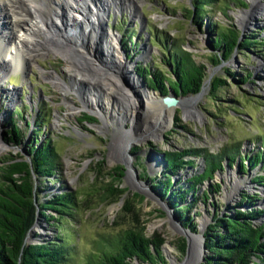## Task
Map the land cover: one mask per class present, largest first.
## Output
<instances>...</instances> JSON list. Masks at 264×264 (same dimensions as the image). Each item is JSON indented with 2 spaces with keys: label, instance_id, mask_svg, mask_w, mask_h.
<instances>
[{
  "label": "rangeland",
  "instance_id": "obj_1",
  "mask_svg": "<svg viewBox=\"0 0 264 264\" xmlns=\"http://www.w3.org/2000/svg\"><path fill=\"white\" fill-rule=\"evenodd\" d=\"M115 1L108 13L109 16L102 23L119 36L120 52L133 64L135 75L140 66L148 64L154 70V64L158 67L161 65V60L165 56L163 43L171 46L181 44L182 49L193 54L196 63L205 65L210 77L223 78L226 86L217 91V97L212 99L209 96V80L204 82L205 90L194 105L201 118L185 116L183 108L177 105L169 125L154 138L149 135L153 130L152 122L144 120L140 104L142 101L137 94L135 105L132 106L131 98L122 92L124 88L117 80L105 75L107 77L105 79L116 91L107 95L109 104L111 103L113 112L123 115V119L112 115L109 116L110 120H103L100 116L91 114L93 110L82 108L84 104L80 91L75 90L78 93L67 91L65 86H62L64 88L62 90L43 77L47 74H55L61 77L67 87L80 78L67 72V64L61 56L39 45L41 49L36 50L40 55L34 57L35 61L32 64L24 61L23 71L12 72L8 69V62H4L3 65L0 63V115L3 113L5 115L3 124L0 123V156L8 152L24 153L33 127L38 126H36L37 118L42 117V122L39 124L42 125L41 133L38 138L40 141L50 138L52 145L60 154L58 174L60 180L47 184V190L58 191V185L64 183V190L78 194L79 214L76 215L74 224L84 238V247H88L87 243L99 233L115 232L130 223L131 215L122 213V207L124 201L131 198V193L135 191L145 195V199L133 201L132 207L139 219L144 221L146 233L151 235L156 232L164 239L162 245L164 264H170L171 258L177 259L176 262L184 263L191 254L192 241L189 238V254L178 251L177 246L181 239L185 238L177 230L181 222L167 203L168 200H163L158 193L151 190L148 179L141 174L146 169V174L150 176H162L161 171L165 168L164 152L168 151L193 148L216 152L221 148L236 147L240 154L252 155L261 148L260 139L264 142V52L252 50L247 52V56L235 51L227 61L212 65L209 59L211 32L208 30V22L231 23L242 35L260 33L259 35L264 38V13L256 11L254 6V2L264 4V0H243L244 6H240L238 0H216L214 5L206 6L210 11L205 12L202 23L193 21V14L188 11L189 9L195 11L194 0ZM224 9L228 18L222 13ZM246 11L252 16L245 17L247 20L241 24L239 17L245 15ZM8 17L5 14L0 15V31L3 32L0 40L10 44L13 40L9 41L8 37L11 32L10 17ZM157 36L162 39L159 43L154 41V37L157 39ZM10 37L13 38L11 33ZM43 41L41 38L40 42ZM16 49H19L18 45ZM0 53L4 55L5 51L1 50ZM78 58L84 61L83 56L80 55ZM229 70L237 74L235 77L244 76L246 71H251L253 75L246 83L240 85L229 78ZM40 71L46 73L41 77ZM117 76L122 83L121 76ZM140 80L143 84L142 79ZM80 82V86L82 85L84 89L89 88L91 92L96 91L104 96L105 91L96 83ZM145 89L152 91L162 100L160 93L149 89L148 86ZM194 95L197 94L179 96L178 99ZM124 99L128 101L127 109L124 106ZM16 110L21 112L20 115L13 113ZM89 115L95 120L85 118ZM55 116H58L56 124L53 123ZM11 119L25 131L23 143L15 148L11 147L6 133L11 126ZM117 131L129 132L131 142L124 147L127 156L130 157L128 163L114 157V147L116 148L118 140L115 136ZM193 160L194 167L188 166L172 175L174 186L177 183L186 185L188 177L203 170L201 157ZM117 165L125 169L121 181H115L116 187L127 188L128 191L123 196H113L107 193L105 188L111 180V176L107 173L113 171ZM132 170L134 173L130 176ZM263 172L258 165L243 173L235 162L231 166L224 167L223 170L216 171L210 180L202 181L195 193L197 202L188 212L191 223L196 229L192 232L188 228L189 237L191 233L200 236L201 232L206 231L215 213L223 215L233 208L240 210L248 208V205L244 204L245 201H241L243 193L254 198L253 208L258 207L263 210L264 181L261 184L252 182L254 176ZM205 191L208 200L203 199ZM187 196V202H190L192 196L190 194ZM161 199L163 204L172 210L174 216L171 218L161 212L163 206L158 203ZM261 221L264 222V214L256 220L258 223ZM54 233L55 230L49 228L48 222L38 216L28 240L35 243L42 238L50 239ZM200 249L199 260L193 264H198L207 254L202 247Z\"/></svg>",
  "mask_w": 264,
  "mask_h": 264
},
{
  "label": "trees",
  "instance_id": "obj_2",
  "mask_svg": "<svg viewBox=\"0 0 264 264\" xmlns=\"http://www.w3.org/2000/svg\"><path fill=\"white\" fill-rule=\"evenodd\" d=\"M215 1L194 0L195 11L188 10L193 14V21L202 23L203 15L210 11L206 6L214 5ZM238 2L240 6H244L243 0ZM222 13L228 18L225 9ZM208 30L211 32L209 59L212 65L227 61L235 51L247 56V52L252 50L264 52V38L260 33L242 35L234 24L211 21L208 22ZM157 39L154 37V41L158 43L162 40L159 36ZM163 53L165 56L160 68L155 64L154 70L148 64L137 68V74L149 89L161 95L168 93V90H173L181 97L197 94L210 75L205 65L196 63L193 54L182 49L181 44L171 46L163 43ZM228 75L242 85L253 74L246 71L244 76L235 77L237 74L229 70ZM209 86V96L215 99L216 92L225 87L226 83L223 78L212 76L209 78ZM13 113L20 115L21 112L16 110ZM41 118H37L38 126L33 127L32 135L25 145L31 165L19 154L8 152L0 156V264H164V239L156 232L151 235L146 233L144 221L139 219L132 207L133 201L143 200L135 192L124 201L122 207V213L131 215L130 223L115 232L99 233L87 243L88 247H84V238L74 224L76 215L79 214L78 194L64 190V183L58 185L60 191L47 190V184L60 180V154L50 138L39 140ZM85 118L95 120L90 116ZM10 122L11 126L6 130L9 143H23L25 131L12 119ZM260 147L252 155H242L236 147L221 148L216 152L193 148L168 151L164 152L165 168L161 171L162 176H150L146 174V169L141 175L148 179L151 190L163 200H168L167 203L181 225L195 232L188 212L197 202L195 193L202 181L210 180L217 170H223L226 160L229 166L236 162L243 173L258 165L264 171L262 139ZM196 157L203 159V170L188 177L186 185L177 183L174 186L172 175L188 166L194 167L193 158ZM123 172L125 169L117 165L107 173L111 176L105 187L107 193L113 196L126 194V187L115 186V181H121ZM133 173L134 170L129 175L132 176ZM263 173L254 176L252 182L261 184L264 181ZM188 194L192 196L190 202H187ZM203 199L208 200L206 191ZM241 201H245L244 204L249 209L233 208L223 215H213L211 223L203 232L207 254L199 264H264V222H256L264 214V209L253 208L255 200L247 193L242 194ZM37 214L48 222L49 228H53L55 233L50 239L42 238L34 243L29 242L27 236ZM34 236L37 237L35 234ZM185 245V241L181 239L177 246L180 253L185 252Z\"/></svg>",
  "mask_w": 264,
  "mask_h": 264
},
{
  "label": "bare ground",
  "instance_id": "obj_3",
  "mask_svg": "<svg viewBox=\"0 0 264 264\" xmlns=\"http://www.w3.org/2000/svg\"><path fill=\"white\" fill-rule=\"evenodd\" d=\"M115 2V0H0V15L5 14L10 17L11 32L8 37L9 41L13 40L10 44L0 40V51H5L4 55L0 53V63L3 65L4 62H8L6 65L12 72L23 71L24 61L32 64L35 61L34 57L40 55L36 50L40 47L39 45L51 49L55 55L61 56L66 62L67 72L75 77L80 76V78H77L76 82H71L67 87L60 79L61 77L55 74L43 76L46 72L40 71L41 77L49 79L54 86L62 90L64 89L62 86H65L67 91H80L83 108L93 110L101 119L108 121L109 116L112 115L123 119V115L113 112L111 103L109 104L110 100L107 95L114 94L116 91L113 85L105 79L107 78L105 75H108L124 88L121 90L128 98H131L132 106L135 105L136 94L138 98H141L144 120L152 122L153 130L149 132V135L154 138L169 125L177 105L183 108L185 116L200 119L201 115L194 105L199 101L205 87L198 95L178 99L173 106L167 107L157 95L145 89L139 76L134 74L133 64L126 60L125 55L120 52L119 36L114 34L105 23H102L109 16L108 13ZM254 6L256 11L264 13V4L256 1ZM247 13L246 11L245 15L239 17L241 24H244L247 17L252 16L251 13ZM10 33L13 38L10 37ZM1 35L3 32L0 37ZM41 38L43 42H40ZM16 45L19 49H16ZM79 54L83 56L82 60L85 63L78 58ZM117 75L121 76L122 83L119 82ZM80 81L101 86L100 88L105 91L104 96L96 91L91 92L89 88L84 89L82 85L80 86ZM130 87L133 90L129 89ZM124 100L125 103H123L127 109L128 101ZM89 104L91 106H88ZM124 111H126L125 108ZM57 117L55 116L54 124L57 122ZM4 119L3 113L0 115L1 124ZM124 132L117 131L115 134L118 140L116 148L114 147V157L128 163L130 157L127 156L124 147L130 144L131 138L129 132ZM191 234L190 239L193 244L190 249L191 254L184 263L176 262L177 259L171 258L170 264H193L199 260L201 237Z\"/></svg>",
  "mask_w": 264,
  "mask_h": 264
},
{
  "label": "water",
  "instance_id": "obj_4",
  "mask_svg": "<svg viewBox=\"0 0 264 264\" xmlns=\"http://www.w3.org/2000/svg\"><path fill=\"white\" fill-rule=\"evenodd\" d=\"M120 45V44H119ZM125 55V54H124ZM126 57V56H125ZM126 59H129L128 57H126ZM136 75H138L137 74V72H136ZM139 76V75H138ZM139 78L140 79H142L140 76H139ZM209 78H210V75L208 76V78H207V80L206 81H208L209 80ZM142 81H143V84H144V86H145V88H147V86L145 85L146 83L144 82V80L142 79ZM129 89H131V90H133L131 87L129 88ZM204 88H202V89H200V91L197 93V95L199 94V93H201V91L203 90ZM178 95L177 94H175L174 93V91L173 90H168V93H166V94H164V95H162V101H163V103L167 106V107H170V106H173L175 103H177V101H178ZM82 108H83V106H82ZM83 109H85V108H83ZM89 112V111H88ZM91 112V111H90ZM91 114H94L95 116H96V114H95V112L93 111ZM90 116V115H89ZM90 117H92V116H90ZM93 118V117H92ZM9 142V141H8ZM15 146H17V145H12L11 144V147L12 148H15ZM24 151V150H23ZM12 154H19V156H21L25 161H27V162H29L30 163V165H31V162H30V159H29V157H28V154L24 151V153H22V152H18V153H15V152H12ZM202 161V163H203V159H201ZM227 161L228 160H226V161H224V163H223V165H224V167H227V166H229L228 164H227ZM203 166H204V164H203ZM204 168V167H203ZM217 171H219V170H217ZM135 192V191H134ZM136 194H138V195H140L143 199H145V195L144 194H141V193H139V192H135ZM158 203L161 205V206H163V210L161 211L163 214H166L169 218H171L172 216H174V214L172 213V210H170L168 207H166L164 204H163V201H162V199L161 200H158ZM37 217H38V214H37V216H36V220H37ZM36 222V221H35ZM35 224V223H34ZM33 227H34V225H33ZM177 230H178V232L180 233V234H183L184 235V237L185 238H182L184 241H185V243H186V245H185V252L186 253H188L189 254V248H188V245H189V235H188V231H190L188 228H184L181 224L179 225V228L177 227ZM32 232V227L30 228V230H29V232H28V236H27V239L29 238V235H30V233ZM200 236H201V241H202V249H204L205 250V243H204V236H203V232H201V234H200ZM187 254V255H188ZM202 260H204V256L202 257ZM201 260V261H202ZM200 261V262H201ZM199 262V263H200ZM198 263V264H199Z\"/></svg>",
  "mask_w": 264,
  "mask_h": 264
}]
</instances>
